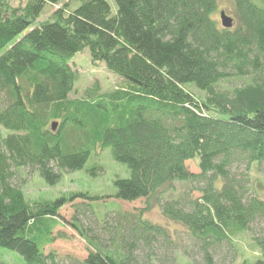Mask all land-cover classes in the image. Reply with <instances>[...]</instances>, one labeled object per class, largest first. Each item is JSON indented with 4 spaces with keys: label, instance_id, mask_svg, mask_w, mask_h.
Listing matches in <instances>:
<instances>
[{
    "label": "trees",
    "instance_id": "obj_1",
    "mask_svg": "<svg viewBox=\"0 0 264 264\" xmlns=\"http://www.w3.org/2000/svg\"><path fill=\"white\" fill-rule=\"evenodd\" d=\"M10 1L0 0V247L24 264H56L44 247L66 199L27 201L10 182L13 169L54 185L99 147L129 170L114 181L115 197L158 203L186 229L201 264H218L223 247L248 232L260 256L241 264H264V181L234 173L264 165V0H230L231 28L214 17L218 0H113L114 9L107 0ZM50 5L58 7L39 19ZM85 49L120 81L70 98L71 63ZM229 77L248 82L219 88ZM176 182L200 183V196L171 197ZM126 217L132 240L121 234L107 251L96 242L81 264H135L136 248L167 240L141 211Z\"/></svg>",
    "mask_w": 264,
    "mask_h": 264
},
{
    "label": "rangeland",
    "instance_id": "obj_2",
    "mask_svg": "<svg viewBox=\"0 0 264 264\" xmlns=\"http://www.w3.org/2000/svg\"><path fill=\"white\" fill-rule=\"evenodd\" d=\"M107 1L114 9L113 0ZM26 2L27 0H11L10 4L19 7L24 6ZM57 7L58 5L47 6L39 19H44ZM220 11H224L233 19L230 0H218L214 17L219 23ZM71 65L77 73V80L69 93L70 98L81 97L84 90L94 84L98 86L97 91L100 93L110 92L120 81L102 63L98 66L92 65L87 49L78 53ZM247 82L246 78L229 77L220 82L219 88L228 91ZM189 89L197 98L204 97L202 91L194 87ZM185 165L190 172L199 173L195 160H188ZM234 173L238 178L248 180L249 184L255 179L264 181V165L260 169L252 166L249 170L240 165ZM128 176L129 170L126 165L114 161L108 148L95 147L90 149L83 168L75 171L62 170L59 181L54 185L46 183L34 169L25 167L13 169L10 182L22 190L29 202L66 199V203L59 209L57 225L52 232L54 240L44 247L45 253L54 254L56 264H81L89 251L95 248L96 242L103 251L111 250V247L119 244L121 234L124 242H130L133 237L129 227L132 218L124 219L123 215L134 216L140 211L143 219L161 226L168 237L165 241L157 239L149 247L136 248L133 254L135 264H201L199 252L192 244L186 229L164 218L158 203L150 200L151 206L145 209L146 203L143 198L127 202L115 197L114 181ZM200 185L176 182L171 197L197 198L200 196L198 191ZM77 194H83L85 197ZM261 225L262 221H258L252 229L257 231ZM259 256V251L251 239V232H248L237 235L231 245H225L216 256V261L218 264L229 261L241 264L243 261L253 262ZM0 264L24 262L16 251L0 247Z\"/></svg>",
    "mask_w": 264,
    "mask_h": 264
},
{
    "label": "water",
    "instance_id": "obj_3",
    "mask_svg": "<svg viewBox=\"0 0 264 264\" xmlns=\"http://www.w3.org/2000/svg\"><path fill=\"white\" fill-rule=\"evenodd\" d=\"M220 24L223 28H231L233 26V19L226 15L224 11H220ZM56 124L52 125V129L54 130Z\"/></svg>",
    "mask_w": 264,
    "mask_h": 264
}]
</instances>
